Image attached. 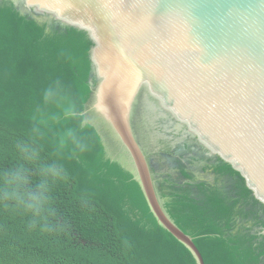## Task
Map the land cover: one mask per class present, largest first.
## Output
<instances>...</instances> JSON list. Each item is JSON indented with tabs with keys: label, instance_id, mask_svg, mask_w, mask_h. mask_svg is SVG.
Wrapping results in <instances>:
<instances>
[{
	"label": "trees",
	"instance_id": "1",
	"mask_svg": "<svg viewBox=\"0 0 264 264\" xmlns=\"http://www.w3.org/2000/svg\"><path fill=\"white\" fill-rule=\"evenodd\" d=\"M91 47L84 32L37 21L0 0V149L33 132L70 157L71 173L55 193L63 232L30 231L25 219L0 212V264H197L158 224L133 174L83 123L95 85ZM71 143L84 150L73 153ZM196 161H205L201 170L212 180L176 162L156 187L166 214L204 264H264V207L229 164Z\"/></svg>",
	"mask_w": 264,
	"mask_h": 264
},
{
	"label": "water",
	"instance_id": "2",
	"mask_svg": "<svg viewBox=\"0 0 264 264\" xmlns=\"http://www.w3.org/2000/svg\"><path fill=\"white\" fill-rule=\"evenodd\" d=\"M21 3V14L87 35L95 85L83 123L133 174L158 224L204 264L163 209L133 124L141 127L147 109L169 115L208 156L238 172L264 207V0Z\"/></svg>",
	"mask_w": 264,
	"mask_h": 264
},
{
	"label": "clouds",
	"instance_id": "3",
	"mask_svg": "<svg viewBox=\"0 0 264 264\" xmlns=\"http://www.w3.org/2000/svg\"><path fill=\"white\" fill-rule=\"evenodd\" d=\"M83 150L82 143H71L73 153ZM69 161L33 132L0 149V212L25 219L30 231L63 232L66 225L58 219L55 193L71 180Z\"/></svg>",
	"mask_w": 264,
	"mask_h": 264
},
{
	"label": "flooded vegetation",
	"instance_id": "4",
	"mask_svg": "<svg viewBox=\"0 0 264 264\" xmlns=\"http://www.w3.org/2000/svg\"><path fill=\"white\" fill-rule=\"evenodd\" d=\"M10 1L20 11L22 7L21 0ZM145 117L146 119L142 122L141 127L137 121L134 122L133 127L136 139L152 171L155 187L159 185L163 174H174L177 171L175 167L178 161L184 163L187 169L201 180H212L209 172L205 173L201 170L206 165L205 161L199 162L196 159L202 157L213 162L217 159L208 156L207 151L194 138L189 136L185 129L179 127L169 115H159L147 109ZM108 142L111 152L122 158L119 150L122 152L123 149L112 141ZM193 159L195 162L191 163Z\"/></svg>",
	"mask_w": 264,
	"mask_h": 264
}]
</instances>
